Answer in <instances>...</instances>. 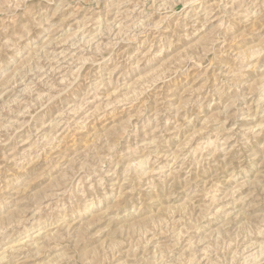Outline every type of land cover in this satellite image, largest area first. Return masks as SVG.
<instances>
[{"label":"rangeland","instance_id":"rangeland-1","mask_svg":"<svg viewBox=\"0 0 264 264\" xmlns=\"http://www.w3.org/2000/svg\"><path fill=\"white\" fill-rule=\"evenodd\" d=\"M0 264H264V0H0Z\"/></svg>","mask_w":264,"mask_h":264}]
</instances>
